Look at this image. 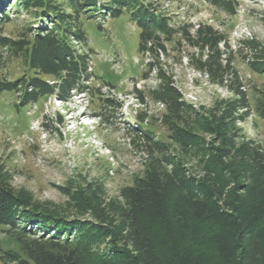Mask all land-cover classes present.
I'll use <instances>...</instances> for the list:
<instances>
[{
  "label": "trees",
  "instance_id": "16d2710c",
  "mask_svg": "<svg viewBox=\"0 0 264 264\" xmlns=\"http://www.w3.org/2000/svg\"><path fill=\"white\" fill-rule=\"evenodd\" d=\"M202 1L227 17L240 4ZM10 7L32 21L18 38L0 35L7 56L26 69L0 81V92L14 91L25 105L90 90L83 19L126 10L140 29L137 50L150 56L147 69L158 80L149 96L164 106L167 136L137 132L143 172L114 196L99 180L69 181L58 186L65 203L39 201L14 186L12 173L0 165V225L16 247H0L2 263L264 264V146L238 125L251 105L226 36L207 24L171 23L147 0H0V29L10 21ZM170 42L196 49L189 64L231 96L215 98L207 109L186 102L159 59ZM237 52L252 71L264 73V43L242 38ZM255 112L264 121V90L255 97Z\"/></svg>",
  "mask_w": 264,
  "mask_h": 264
},
{
  "label": "rangeland",
  "instance_id": "374dc122",
  "mask_svg": "<svg viewBox=\"0 0 264 264\" xmlns=\"http://www.w3.org/2000/svg\"><path fill=\"white\" fill-rule=\"evenodd\" d=\"M147 1L170 17L171 23L207 24L226 36L233 51L232 64L251 105L249 116L238 125L264 146V121L255 112V97L258 90H264V73L252 71L242 59L245 52H237L242 38L264 43V0H239L237 14L232 17L202 0ZM8 16L10 21L0 29L4 37H20L32 21L31 15L23 10L15 14L12 7ZM83 29L90 50L88 70L93 74L87 82L90 90L72 89L66 100L55 93L45 95L25 105L18 104L14 91L0 92V165L12 173L14 186L27 188L39 201L65 203L58 186L69 181L99 180L108 195H116L120 187L130 185L143 172L137 132L151 131L159 139L167 136L161 122L164 106L149 96L158 80L155 71L147 69L150 56L145 59L137 50L140 29L126 10L116 17L84 18ZM173 44H166V53H160L159 59L186 102L207 109L215 98L231 96L225 87L211 83L205 73L189 64V55L196 49ZM25 71L22 61L8 57L0 46V81L13 80ZM143 72L148 76L143 77ZM106 98L110 102H105ZM4 229L0 225V247L16 249Z\"/></svg>",
  "mask_w": 264,
  "mask_h": 264
}]
</instances>
